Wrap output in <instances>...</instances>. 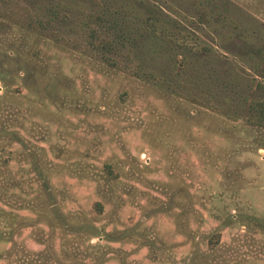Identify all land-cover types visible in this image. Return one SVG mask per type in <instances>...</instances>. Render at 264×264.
<instances>
[{
	"label": "rangeland",
	"instance_id": "rangeland-1",
	"mask_svg": "<svg viewBox=\"0 0 264 264\" xmlns=\"http://www.w3.org/2000/svg\"><path fill=\"white\" fill-rule=\"evenodd\" d=\"M11 1L56 39L0 8V264H264V0Z\"/></svg>",
	"mask_w": 264,
	"mask_h": 264
},
{
	"label": "trees",
	"instance_id": "trees-1",
	"mask_svg": "<svg viewBox=\"0 0 264 264\" xmlns=\"http://www.w3.org/2000/svg\"><path fill=\"white\" fill-rule=\"evenodd\" d=\"M10 2L14 3V7L9 8L7 15L11 17L12 21H14L16 25L28 31L35 32L38 35L45 36L48 39H56V36L49 30L51 23L48 20L42 19L33 14L29 8L20 5L16 1L12 2L11 0H0V8L6 9L7 6H10ZM195 7L197 10V22L200 24H207L209 22L207 10L200 4ZM87 22V49L84 52L89 54L95 53L103 63H106L107 65L112 64L110 56H116L120 50L118 39L113 37L108 38L105 35L103 36V32L100 27L104 24L105 19H102L99 14L89 15ZM95 24H97V27H92V25ZM178 65L184 66L181 62L178 63ZM248 114L249 116L244 120V124L246 126L264 129V99H255L250 101L248 104ZM256 142L259 149L264 150V141H262L263 143L260 140H257ZM95 208L98 212H101V205L99 203L95 204ZM208 244L209 251L200 255V258L205 264H251L250 259H258L246 256L247 254L245 252L230 253L229 250L225 249H222V251L217 250V246L220 244L219 233L211 235Z\"/></svg>",
	"mask_w": 264,
	"mask_h": 264
}]
</instances>
